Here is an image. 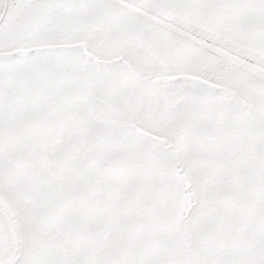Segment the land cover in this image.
I'll return each mask as SVG.
<instances>
[{
    "label": "snow or ice",
    "instance_id": "6c2138e0",
    "mask_svg": "<svg viewBox=\"0 0 264 264\" xmlns=\"http://www.w3.org/2000/svg\"><path fill=\"white\" fill-rule=\"evenodd\" d=\"M0 264H264V0H0Z\"/></svg>",
    "mask_w": 264,
    "mask_h": 264
}]
</instances>
